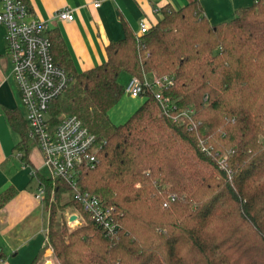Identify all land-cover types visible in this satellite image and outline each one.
<instances>
[{
    "label": "trees",
    "instance_id": "16d2710c",
    "mask_svg": "<svg viewBox=\"0 0 264 264\" xmlns=\"http://www.w3.org/2000/svg\"><path fill=\"white\" fill-rule=\"evenodd\" d=\"M107 58L78 70L57 30L52 51L71 76L51 104L53 127L75 114L101 142L84 167L81 190L113 207L121 228L108 233L74 199L63 178L39 174L49 209L48 243L60 264H264V0L212 23L199 0L162 7L148 31L124 19ZM125 71L143 82L168 75V102L145 87L123 123L109 115L125 91ZM25 157L27 118L7 112ZM54 194L53 200L49 201ZM11 196L0 195V205ZM73 207L85 222L67 226ZM37 255L30 264H41ZM6 253L0 247V263Z\"/></svg>",
    "mask_w": 264,
    "mask_h": 264
},
{
    "label": "crops",
    "instance_id": "0c3cea01",
    "mask_svg": "<svg viewBox=\"0 0 264 264\" xmlns=\"http://www.w3.org/2000/svg\"><path fill=\"white\" fill-rule=\"evenodd\" d=\"M191 1L103 0L95 7L91 0H28L35 15L49 20L50 30L60 33L78 70L93 67L107 58L106 46L124 36V19L139 32L140 21L145 20L149 25L156 23L165 5L180 8ZM199 1L214 24L232 19L239 7L253 2ZM63 8L72 9L73 20L55 17L56 11ZM5 35L6 27L0 24V195L7 189L11 191L10 198L0 205V247L6 253L0 264H30L39 254L42 255L41 264H55L52 254L46 251L49 209L45 200L36 197L41 185L39 174L48 175L45 174L48 168L44 155L33 142L24 156V151L18 149L21 135L7 115L9 110H14L26 118V108L12 75ZM125 73L128 82L131 75ZM113 108L109 115L116 123L117 114Z\"/></svg>",
    "mask_w": 264,
    "mask_h": 264
},
{
    "label": "built area",
    "instance_id": "2783aa9c",
    "mask_svg": "<svg viewBox=\"0 0 264 264\" xmlns=\"http://www.w3.org/2000/svg\"><path fill=\"white\" fill-rule=\"evenodd\" d=\"M103 0H91L99 7ZM55 17L73 20L72 9L63 8ZM0 24L6 27L7 52L12 63V75L21 95L26 118L32 135L44 155L48 175L63 178L74 191V199L100 223L108 233L121 228L113 211L100 197L80 189L78 179L84 167H94L98 162L101 142L75 114H64L56 127L51 123V104L69 86L71 76L58 64L52 51L51 23L33 12L28 0H0ZM150 25L141 20L139 32L148 31ZM144 82L131 75L125 91L136 97L145 87L155 86V96L168 102L163 88L171 84L168 75L156 76ZM41 201L46 199L45 186L36 193ZM48 241V236H47Z\"/></svg>",
    "mask_w": 264,
    "mask_h": 264
},
{
    "label": "rangeland",
    "instance_id": "374dc122",
    "mask_svg": "<svg viewBox=\"0 0 264 264\" xmlns=\"http://www.w3.org/2000/svg\"><path fill=\"white\" fill-rule=\"evenodd\" d=\"M124 74L125 71H123L120 75V81L123 85H126V78H124ZM147 79L149 81H152L154 79V76L152 74H148L147 75ZM126 82V83H125ZM155 90H159V87L155 86ZM145 96L143 94H140L139 96H132L130 95L128 92H125L123 94V96L121 97V99L119 100V102L116 104V106H113V110L112 111H116V117H117V121L116 124L119 123H123L126 120H128V118L133 114V112H135V110L138 108V106H140V104L143 103V101L145 100ZM118 111V112H117ZM114 113V112H113ZM115 118V116L113 117ZM115 122V121H114ZM45 170V174L48 173V171ZM54 198V194L51 195V197L49 198V201L51 203V201ZM64 217L65 220L67 221V226L72 229L75 228L81 224H83L86 220L84 217H82L81 213L73 208V207H69L67 208L64 212ZM76 214L77 218L75 220H71V216ZM46 251L48 250V254H52V257L55 260V264H60L59 261L57 260L55 254H54V250L53 248L50 246V244H46Z\"/></svg>",
    "mask_w": 264,
    "mask_h": 264
},
{
    "label": "water",
    "instance_id": "95a60500",
    "mask_svg": "<svg viewBox=\"0 0 264 264\" xmlns=\"http://www.w3.org/2000/svg\"><path fill=\"white\" fill-rule=\"evenodd\" d=\"M76 218H77V215L76 214H74V215L71 216V220H75Z\"/></svg>",
    "mask_w": 264,
    "mask_h": 264
},
{
    "label": "bare ground",
    "instance_id": "6f19581e",
    "mask_svg": "<svg viewBox=\"0 0 264 264\" xmlns=\"http://www.w3.org/2000/svg\"><path fill=\"white\" fill-rule=\"evenodd\" d=\"M50 264V263H49Z\"/></svg>",
    "mask_w": 264,
    "mask_h": 264
}]
</instances>
